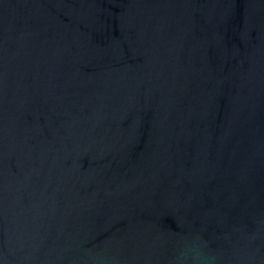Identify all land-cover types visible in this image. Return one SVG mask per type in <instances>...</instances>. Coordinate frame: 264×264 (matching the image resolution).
<instances>
[{
  "label": "water",
  "instance_id": "obj_1",
  "mask_svg": "<svg viewBox=\"0 0 264 264\" xmlns=\"http://www.w3.org/2000/svg\"><path fill=\"white\" fill-rule=\"evenodd\" d=\"M0 264H264V0H0Z\"/></svg>",
  "mask_w": 264,
  "mask_h": 264
}]
</instances>
